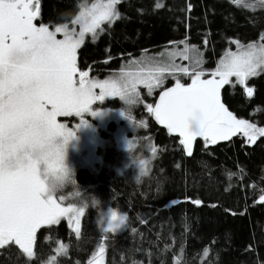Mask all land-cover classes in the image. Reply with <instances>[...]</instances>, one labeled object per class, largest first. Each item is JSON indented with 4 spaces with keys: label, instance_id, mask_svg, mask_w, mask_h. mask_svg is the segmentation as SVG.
Instances as JSON below:
<instances>
[{
    "label": "trees",
    "instance_id": "16d2710c",
    "mask_svg": "<svg viewBox=\"0 0 264 264\" xmlns=\"http://www.w3.org/2000/svg\"><path fill=\"white\" fill-rule=\"evenodd\" d=\"M82 1L41 0L36 22L72 24ZM159 2L163 7L155 9L157 0H121L120 18L105 23L100 36L87 38L79 49V66H91L92 74L103 76L121 58L182 40L205 48L215 62L235 47L234 40L247 43L264 36L260 0L239 6L230 0ZM248 85L254 88L250 98L235 81L224 85L222 102L237 118L264 127V71ZM149 117L146 130L137 134L145 141L136 153L119 150L109 140L98 148L97 169L75 168L66 189H55L60 203L86 206L79 235L65 220L42 225L32 258L9 244L0 246V264H43L60 241L68 243V253L59 255L56 264H91L103 241L105 264H264V137L250 144L237 133L207 145L200 138L188 156L180 137ZM146 142L155 145L156 153L150 172L137 177L131 164L148 154L143 152ZM197 199L199 206L191 203ZM107 207L127 217L122 231L100 226V211Z\"/></svg>",
    "mask_w": 264,
    "mask_h": 264
},
{
    "label": "snow or ice",
    "instance_id": "6c2138e0",
    "mask_svg": "<svg viewBox=\"0 0 264 264\" xmlns=\"http://www.w3.org/2000/svg\"><path fill=\"white\" fill-rule=\"evenodd\" d=\"M230 2L239 6L244 0ZM260 2L264 4V0ZM119 3L121 0H107L103 5L93 4L90 9L81 10L71 20L73 25L81 26L77 33L67 24L54 30L44 24L37 26L34 20L40 15L39 0H0V246L16 245L28 258L34 256L36 232L43 224H56L61 217H68L79 235L83 209L62 207L53 199L41 175L39 152L55 146L57 155L62 157V145L56 139L64 137L67 143L74 135L57 123L58 116L73 111L81 115L90 110L94 100L106 96L134 103L139 85L151 91L171 76L175 85L161 92L155 106L146 107L159 124L178 134L179 144L188 156L192 155L198 137L206 145L230 140L237 133L243 134L250 144L264 137V127L238 119L222 103L220 95L221 88L232 84L231 78L235 77L236 83L244 86L247 97L253 96L254 88L248 87L246 81L259 75L258 69L264 70V44H250L229 52L209 79H202L204 72L198 70V49L184 40L179 42L183 48L160 53V57L167 56L166 60L132 61L140 64L135 71L122 69L118 77L105 81L88 80V73L80 72L77 80V49L85 34L95 36L103 23L119 19ZM161 7L163 4L157 0L155 9ZM61 32L64 38L58 40L56 35ZM177 57L192 60V70L176 64ZM181 73L191 77V84L185 86L180 82ZM97 88L99 95L94 91ZM152 152L155 155L156 149ZM144 167L145 162L141 161V172ZM69 178L70 170L61 166L56 179L60 182ZM191 203L199 206L202 202L197 199ZM126 219L110 211L106 230L119 229ZM103 253L101 246L96 264H102Z\"/></svg>",
    "mask_w": 264,
    "mask_h": 264
},
{
    "label": "rangeland",
    "instance_id": "374dc122",
    "mask_svg": "<svg viewBox=\"0 0 264 264\" xmlns=\"http://www.w3.org/2000/svg\"><path fill=\"white\" fill-rule=\"evenodd\" d=\"M105 3H107V0H83L81 2L79 11L76 14V16L79 15L81 10L90 9L93 4L103 5ZM40 4H41V0H39V6H40ZM116 10L118 11V5L116 6ZM34 23L37 26H40L41 24L47 25L49 27V30H54V28L56 26L67 24V23L55 24V25L51 26L47 23H41V22L38 23V22H36V20H34ZM105 23H108V22H105ZM105 23H103L101 25V28L105 27V25H104ZM112 23H110V24H112ZM67 25H68L69 29L75 28V31L77 33H79L81 31V26L79 24H77V25L67 24ZM97 34H101V29H97ZM88 36H93V35L91 33H86L84 36L83 43L77 49L76 66H77L78 72L76 75V79L77 80L79 79V73L80 72H87L88 73L87 79L88 80H95V81H105V80H109V79H113V78L118 77L120 74L116 75V76H107L104 78H97V77L91 76L89 71H83L79 68V65H78L79 49L85 44ZM262 37H264V36H262ZM262 37L258 40L249 41L247 43H243V42H239V41H238L239 43H235L237 40H234L233 42L235 43V47L234 48L228 47L226 49V51L219 58L216 59L215 62L208 60V57L205 53V48H202V47L198 46L197 44L191 43L187 40H186V42L189 46L198 49L199 56H197L196 58L201 61L200 68L198 70L204 72V76L201 77L202 79H209V78H211V73L214 72L215 69L217 68L219 61L222 60L229 52H237L242 47L246 48L250 44L256 45V46L264 44V39H262ZM56 38L58 40L63 39L64 38L63 33L62 32L57 33ZM182 41H184V40H182ZM183 47H184V45L175 44L173 46H166V47L160 48L158 50H152L150 52L143 51L141 54L138 55V57H135L131 61H129L128 65H124L125 69H123V70L135 71L140 66V64H138V63L134 64V63H132V61L147 62L150 58H152V59H165L166 60L167 59L166 55L164 57H160L161 52H165V50L172 51V50H175L176 48H183ZM175 63L178 65L188 67L189 71H191L192 67L194 66L192 60H183L180 57H177L175 59ZM258 71L260 74L264 70L258 69ZM179 75L188 78V80L184 83L185 86L191 84V77L190 76H185L182 73ZM179 75H178V78L180 79ZM249 79L246 81V84L248 87H250L248 85ZM231 80L236 82L235 77H232ZM165 81H166V78L164 79L163 83H165ZM163 83L161 86L164 85ZM145 88H147V87L145 86ZM138 89H139V86H138L137 90ZM147 90L150 93L152 91V90L149 91L148 88H147ZM94 91L97 95L100 94L99 88L95 89ZM220 95H221V93H220ZM111 98H117L118 101L120 102V105L113 106V105L107 104L108 100ZM221 101H222V98H221ZM121 103L127 104V101L125 99L118 97V96L117 97L106 96L105 99H103V100H94L93 103L90 105V110L82 113L81 115H77L73 111L72 114H70V115H60L57 117V123L58 124H63L67 130L74 132V135L72 136L71 139H69L67 141V143H65L64 137H58L56 139V143L59 145H62V151L64 152V156H65V164H66L67 168L70 170V177L73 173V170H75V168H78V167L87 166V167H90L91 169H97L98 163L101 160V158H100L101 154L98 152V148L101 145L105 146L107 144V142H109L108 137H106L104 139L103 136L101 135V132L102 131H108L109 130L108 124H110V120L115 118L116 114L119 111L123 110V106L121 105ZM93 113H97V114L93 115ZM118 119H125V123L123 125H119V128L114 133V135H112L111 133L110 134L112 135V138L114 137V140H116L117 145L120 148H124V149L129 148V145H131V144H130V140L128 139V137L126 135L127 134L126 132H127L128 128L129 129L131 128L130 124L132 123V121H134V118L130 115L125 114V113H121V114H119ZM244 120H246V119H244ZM128 123H129V125H128ZM134 128H138V126L135 125L131 129H134ZM128 142H129V145H128ZM145 148H146V150H148V146L147 147L145 146ZM152 149L153 148L151 147L150 153H152ZM143 156H144L143 158H138V160L135 159V161H133V164H131V166L134 167L135 175L137 177L147 175L150 172V169L152 166L151 165L152 155L148 153V154H145ZM141 161L145 162V167H144L143 172H141V169H140V162ZM44 167L45 166L42 164L41 165L42 179H45V183L49 185V181L45 178L46 173H44V171H43ZM70 181L71 180L69 178V179H65L63 181L58 182L60 185V187H58V188H52L49 186L51 194L53 195V199L57 200L58 203H60V201L58 200V198L56 196L55 189L65 190L66 186L69 185ZM60 204L62 207H65V208L71 206L74 208H82L83 209V212L79 217V221H80V223H79V234H80L81 225H82V218H83V214L86 210V206L85 205L80 206V205H76V204H67V205L66 204L64 205L62 203H60ZM110 211H115L118 215L125 216L122 213V211L116 207H107V208L102 209L100 211V215H99V224L103 229H107V216H108V213ZM62 220H65L67 222L68 226L75 232V230H74L75 225L70 223L68 217H61L59 222ZM58 223H56V224H58ZM126 224H127V219H126L125 223L119 229H117L115 231H111V232L118 233V232L122 231L125 228ZM43 225H51V224H43ZM75 234L77 235L76 232H75ZM34 246H35V244H34ZM34 246H33V251L35 254ZM101 246H103V248H104V253H103V257H102V264H105V262H106V248L107 247H106V244L104 241L93 252V254L91 255V257L89 259V263L96 264V258L99 255V249ZM67 253H68V243L65 241H60L58 243V245L56 246L54 253H52L43 262V264H56L58 256L59 255H65Z\"/></svg>",
    "mask_w": 264,
    "mask_h": 264
},
{
    "label": "flooded vegetation",
    "instance_id": "af4514ba",
    "mask_svg": "<svg viewBox=\"0 0 264 264\" xmlns=\"http://www.w3.org/2000/svg\"><path fill=\"white\" fill-rule=\"evenodd\" d=\"M99 36H100V34H96L95 36H88V39H93V38L99 37ZM143 51L150 52V50H141L137 55H132L129 58H125V57L121 58L118 62L119 66L117 68H113V69L109 70L107 72V74H104L103 76L92 74L91 73L92 72L91 66H87L85 69L81 68L80 66H79V68L83 71H89L91 76L97 77V78H104L107 76H116V75H119L121 73L122 69H125L124 65H128L129 61H131L135 57H138V55L141 54ZM78 65H79V61H78ZM120 66H121V69L119 68ZM181 78L182 79H180V82H182L184 84L186 81H185L184 77H181ZM163 84L164 85L161 87L152 89L151 93L148 92L147 88H145L144 85H139V89L137 90L138 98L136 99V101L134 103H128L127 102V104L121 103V105L123 106V110L119 111L116 114L115 118L110 120V124H108L109 130L101 132V135L103 136V138L105 139L106 137H108V140L113 141L115 146L119 150H122L124 152H129L131 154L136 153L138 146L142 145L143 142L145 141V140L141 141L143 139L139 138V136L137 135L138 132H142L143 130H146V128H147L146 121L144 120L145 117L150 118L149 117V115H150L151 117H153L152 121H154V120L156 121V119L152 115V113L148 112L146 106L148 104L155 106L159 101V96H160L161 92L163 90H166V89L175 85V79L171 76H168V77H166V81ZM221 92H222V89H221ZM107 104L117 106V105H120V102L118 101L117 98H111L108 100ZM121 113H125V114L130 115L134 118V121H132V123L130 124V126L133 124L131 128H133L135 125L138 126V128H134V129L128 128L126 135H127L128 139L130 140L131 145L129 146V148H125V149L120 148L117 145L116 140H114V137L112 138V135H114V133L117 131V129L119 128V125H123L125 123V119H118V116ZM156 122L159 124L158 121H156ZM128 125H129V123H128ZM159 125L166 128V126H164V125H161V124H159ZM168 132H169V130H168ZM171 134H174V133H171ZM176 135H178V134H176ZM146 145L156 149L154 144H150V143L146 142L144 147H143V152H146V148H145ZM150 150H151V148H148V153L153 155V152L150 153ZM143 157L144 156H142L141 158H143Z\"/></svg>",
    "mask_w": 264,
    "mask_h": 264
},
{
    "label": "clouds",
    "instance_id": "9594fccd",
    "mask_svg": "<svg viewBox=\"0 0 264 264\" xmlns=\"http://www.w3.org/2000/svg\"><path fill=\"white\" fill-rule=\"evenodd\" d=\"M41 165L45 167L43 169L46 173V179L49 181V186L52 188L60 187L56 177L59 175L61 166L67 167L65 164L64 152L62 157L57 155V149L55 146L43 148L39 154Z\"/></svg>",
    "mask_w": 264,
    "mask_h": 264
},
{
    "label": "water",
    "instance_id": "95a60500",
    "mask_svg": "<svg viewBox=\"0 0 264 264\" xmlns=\"http://www.w3.org/2000/svg\"><path fill=\"white\" fill-rule=\"evenodd\" d=\"M200 138L198 137L195 141H194V143L196 142V141H198Z\"/></svg>",
    "mask_w": 264,
    "mask_h": 264
}]
</instances>
